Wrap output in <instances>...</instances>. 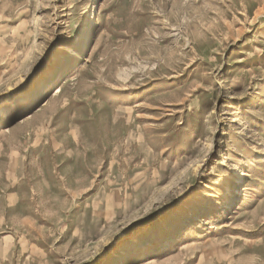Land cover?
<instances>
[{"label": "rangeland", "instance_id": "1", "mask_svg": "<svg viewBox=\"0 0 264 264\" xmlns=\"http://www.w3.org/2000/svg\"><path fill=\"white\" fill-rule=\"evenodd\" d=\"M0 264H264V0H0Z\"/></svg>", "mask_w": 264, "mask_h": 264}, {"label": "bare ground", "instance_id": "2", "mask_svg": "<svg viewBox=\"0 0 264 264\" xmlns=\"http://www.w3.org/2000/svg\"><path fill=\"white\" fill-rule=\"evenodd\" d=\"M77 54H78L77 52L72 51V56H75V55H77ZM5 118H6V117H5ZM212 149H213V146H211V149H210V152H209V153H211Z\"/></svg>", "mask_w": 264, "mask_h": 264}]
</instances>
